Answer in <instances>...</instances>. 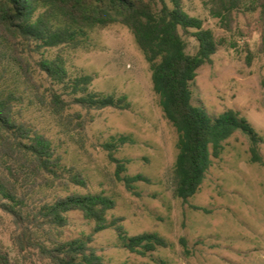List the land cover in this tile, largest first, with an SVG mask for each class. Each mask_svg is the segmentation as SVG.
<instances>
[{
	"label": "rangeland",
	"instance_id": "rangeland-1",
	"mask_svg": "<svg viewBox=\"0 0 264 264\" xmlns=\"http://www.w3.org/2000/svg\"><path fill=\"white\" fill-rule=\"evenodd\" d=\"M182 6L220 41L211 61L197 70L191 103L212 116L238 111L263 139L258 144L262 162L251 161L248 137L236 132L213 159L198 191L185 201L175 197L177 133L161 110L149 64L131 31L115 23L94 28L75 49H42L28 59L31 80L18 83L23 91L17 106L21 119L45 134L63 165L86 180L84 187L70 184L65 190H38L28 206L35 209L68 192L103 193L115 202L106 213L108 220L119 218L131 236L155 232L168 242L142 256L122 247L115 230L106 228L94 233L89 243L105 264H264V42L259 11L233 10L225 25L211 13V0H182ZM191 32L180 31L189 54L197 49ZM57 53L65 58L69 77L89 74L92 91L125 95L129 107L87 109L63 95L69 117L60 122L42 100L49 88L62 92V87L51 84L35 63ZM118 135L131 141L120 146L114 157L124 162L128 175L147 178L136 182L132 191L115 176L117 167L104 148ZM93 225L81 212L70 211L64 227L46 229L55 238L69 240L90 234ZM16 232L11 216L0 210V245L13 260L45 264L36 249L20 251L13 242ZM39 233L33 231L34 236Z\"/></svg>",
	"mask_w": 264,
	"mask_h": 264
},
{
	"label": "trees",
	"instance_id": "trees-1",
	"mask_svg": "<svg viewBox=\"0 0 264 264\" xmlns=\"http://www.w3.org/2000/svg\"><path fill=\"white\" fill-rule=\"evenodd\" d=\"M211 4V13L225 25L233 10L241 7L258 10L264 42V0H211ZM115 23L131 31L149 64L152 87L161 110L177 133L173 165L175 197L185 201L198 191L213 159L220 156L224 142L236 132L248 137L251 161L262 162L258 144L263 139L238 111L228 109L212 116L203 106L191 103V85L197 70L211 61L220 41L210 29L202 27L200 19L184 11L182 0H0V210L11 216L19 230L13 242L20 251L36 249L45 264H105L89 243L94 233L110 227L122 247L142 256L168 245L158 233L131 236L119 218L108 220L106 213L115 202L103 193L68 192L35 209L28 206L38 190L86 185L79 171L63 165L52 141L21 119L17 106L23 91L18 83L31 80L28 59L42 49H75L94 28ZM189 29H193L191 34L197 41L193 54L185 51L180 33H188ZM35 63L51 84L62 87V92L49 88L46 99L42 100L60 122L69 117L66 113L69 103L63 95L87 109L129 107L125 95L92 91L91 75L69 77L61 53L53 58L41 57ZM79 129H82L80 124ZM129 141L127 135L112 136L104 148L117 167L115 176L132 191L136 182L147 178L128 175L124 162L114 157L116 150ZM70 211H79L91 220L92 232L69 240L55 238L46 228L64 227ZM34 230L39 235L34 236ZM181 243L185 246L183 238ZM0 264L37 262L13 260L0 245Z\"/></svg>",
	"mask_w": 264,
	"mask_h": 264
}]
</instances>
